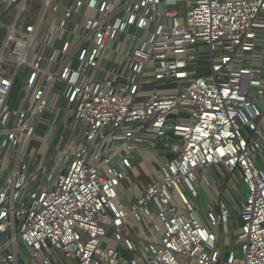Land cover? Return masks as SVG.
Masks as SVG:
<instances>
[{
    "label": "built area",
    "instance_id": "obj_1",
    "mask_svg": "<svg viewBox=\"0 0 264 264\" xmlns=\"http://www.w3.org/2000/svg\"><path fill=\"white\" fill-rule=\"evenodd\" d=\"M33 2L0 0V264H264V0Z\"/></svg>",
    "mask_w": 264,
    "mask_h": 264
},
{
    "label": "rangeland",
    "instance_id": "obj_2",
    "mask_svg": "<svg viewBox=\"0 0 264 264\" xmlns=\"http://www.w3.org/2000/svg\"><path fill=\"white\" fill-rule=\"evenodd\" d=\"M3 35V33H1ZM175 138V137H174ZM162 144H163V148L160 146H157L155 148H147V149H143V150H139L137 151L135 154L137 155L136 160L134 161V164L137 165L139 161H142L143 159H148V158H152L154 155H158L163 154V155H168L170 156L171 154L169 153L168 150H166V147H169V145L175 141V139L170 138L168 139L167 137H164L161 139ZM166 143L168 145H166ZM54 154V152H50L47 159H46V164H51L54 165L55 163H52L51 160H53L52 155ZM54 161H57V158H54ZM210 174L212 176V178H214L215 180H217L220 184H222L223 189L227 190L229 192V195L232 198V201L234 204H238L239 201L244 198L245 196L248 195V189L246 187V185L243 183V180L239 177L236 176L234 178H229L227 177L226 179L222 178L220 175L216 174L214 171H210ZM141 179V180H140ZM138 179L137 177L130 175L128 178V181L125 182V187L121 190L120 192V196L122 199H125L127 197H130V194H132V196L138 194L140 192L139 189L135 188L141 181L144 182V178H140ZM230 188V189H229ZM200 196L198 199V205L200 206V209L202 211V213H205L206 209H208L209 207H211L212 203L216 202V197L214 192L206 187L205 185H202L200 187ZM224 199V197H223ZM239 209H237V211L235 212L234 209H232V213L233 215L236 216L235 213L238 214ZM241 222L237 221V225L239 227ZM235 230L232 229L231 231V236H230V240H228L227 242V246H226V250L229 249H237L240 250L241 249V245L236 244L235 242ZM223 239V237H221Z\"/></svg>",
    "mask_w": 264,
    "mask_h": 264
},
{
    "label": "crops",
    "instance_id": "obj_3",
    "mask_svg": "<svg viewBox=\"0 0 264 264\" xmlns=\"http://www.w3.org/2000/svg\"><path fill=\"white\" fill-rule=\"evenodd\" d=\"M38 7H39V2H38V0H34V2H33V10H37L38 9ZM34 15H35V11H34V13L33 14H29V20H32L33 18H34ZM42 151H43V149H42ZM44 152V151H43ZM160 154V153H159ZM138 171L140 172V170H139V168H138ZM148 181V180H147ZM144 182H145V180H144ZM0 238H5V236H1L0 235Z\"/></svg>",
    "mask_w": 264,
    "mask_h": 264
},
{
    "label": "water",
    "instance_id": "obj_4",
    "mask_svg": "<svg viewBox=\"0 0 264 264\" xmlns=\"http://www.w3.org/2000/svg\"><path fill=\"white\" fill-rule=\"evenodd\" d=\"M180 116H182V117H189L187 114H185V113H180ZM169 118L170 119H175L176 118V115H174V114H170L169 115ZM170 135H171V133H170Z\"/></svg>",
    "mask_w": 264,
    "mask_h": 264
},
{
    "label": "trees",
    "instance_id": "obj_5",
    "mask_svg": "<svg viewBox=\"0 0 264 264\" xmlns=\"http://www.w3.org/2000/svg\"><path fill=\"white\" fill-rule=\"evenodd\" d=\"M168 139H170V138H173V139H175V141H177V138H174V137H172V136H166Z\"/></svg>",
    "mask_w": 264,
    "mask_h": 264
}]
</instances>
